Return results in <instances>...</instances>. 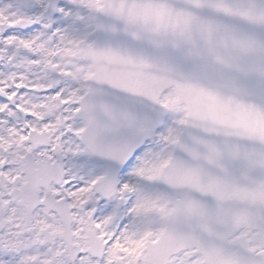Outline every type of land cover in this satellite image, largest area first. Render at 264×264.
<instances>
[{"label":"snow or ice","instance_id":"obj_1","mask_svg":"<svg viewBox=\"0 0 264 264\" xmlns=\"http://www.w3.org/2000/svg\"><path fill=\"white\" fill-rule=\"evenodd\" d=\"M0 264H264V0H0Z\"/></svg>","mask_w":264,"mask_h":264}]
</instances>
